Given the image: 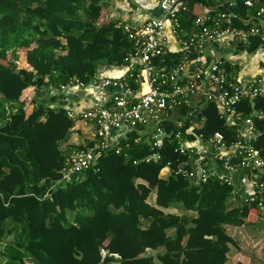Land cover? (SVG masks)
I'll return each instance as SVG.
<instances>
[{"label":"trees","instance_id":"obj_1","mask_svg":"<svg viewBox=\"0 0 264 264\" xmlns=\"http://www.w3.org/2000/svg\"><path fill=\"white\" fill-rule=\"evenodd\" d=\"M183 1L192 11L181 15L186 29L214 4ZM104 13L103 0H0V244L13 243L1 251L2 264H226L235 245L226 227L254 225L261 212L255 203H231L233 186L217 177L197 181L184 174L192 155L180 153L175 138L180 130L189 140L219 132L227 146L237 141V125L214 102H203L193 115L181 108L187 118L180 128L173 120L159 123L166 133L160 146H153L151 133L131 130L118 152L99 153L93 167L59 183L67 154L61 147L80 120L67 114L79 113L74 107L53 106L59 98L49 88L88 83L101 67L124 65L132 49ZM235 25L241 27L238 20ZM261 44L251 38L237 49L253 54ZM183 53L154 60L171 66ZM236 110L252 115V145L264 159V118L254 114L264 113V99H243ZM192 116L202 124L190 133ZM164 167L166 177L160 176ZM169 207L180 213H165Z\"/></svg>","mask_w":264,"mask_h":264},{"label":"built area","instance_id":"obj_2","mask_svg":"<svg viewBox=\"0 0 264 264\" xmlns=\"http://www.w3.org/2000/svg\"><path fill=\"white\" fill-rule=\"evenodd\" d=\"M213 2L193 19L190 29L184 28L181 22V15L190 11L183 0H160L161 15L152 16L143 23L118 22L116 27L121 28L132 43V49L124 58L126 75L119 79L95 75L88 83L71 80L67 85L49 88L56 94L70 86L91 89L92 92L113 88L111 94L96 100L83 111L76 113L73 109L67 112L71 118L87 124L95 142L91 147L66 155L59 183L93 167L99 153L112 148L118 152L119 142L131 130H137L141 135L151 133L153 146H160L166 133L159 123L173 120L180 128L187 118L181 108H189L188 114L193 115L203 102H214L227 123L237 125L240 138L227 146L219 132L206 140L201 135L189 140L177 130L175 138L180 153L193 156L198 147L206 148L221 162L223 169L218 172L209 167L202 156L195 168L182 172L197 181L217 177L233 186L234 191L232 173L242 171L247 182L242 202L255 203L264 214V159L260 150L252 145L257 130L252 115L244 117L236 110V105L243 99H264V76L258 74L242 83L236 65L226 59L227 50L236 52L238 44H248L251 38L260 39L262 44L256 54L264 56V2ZM237 20L241 27L235 25ZM170 39L175 42L178 52L192 51L195 56L190 58L183 53L174 65L159 66L154 59L168 53ZM127 75L134 78L137 87L130 86ZM254 114L264 118L261 111ZM174 115L179 118L174 119ZM201 124L202 119L199 121L192 116L187 131L191 133L199 129ZM233 159L237 160L235 164H232Z\"/></svg>","mask_w":264,"mask_h":264},{"label":"crops","instance_id":"obj_3","mask_svg":"<svg viewBox=\"0 0 264 264\" xmlns=\"http://www.w3.org/2000/svg\"><path fill=\"white\" fill-rule=\"evenodd\" d=\"M159 1L160 0H103V3L105 5V13L102 19L105 21L113 20L116 22L143 23L152 16L161 15V11L158 6ZM167 47L169 51L178 53L176 44L172 39L168 41ZM234 52L235 51L227 50L226 59L230 63L232 62V64L236 65L237 76L239 77L242 83L247 82L251 77L258 74L264 76V56H260V54L256 53L248 54L246 52H243L241 55H239V53L241 52L239 50H237L235 53ZM230 57H236L237 59H233L232 61H230ZM239 57L245 58L246 60L248 59V64L241 63L239 61ZM254 68H257L259 71L251 73V70ZM126 73L127 72L125 65L112 67L103 66L98 70L96 75L99 78L119 79L126 75ZM112 92L113 88H105V92H92L91 89H81L75 86H70L65 91L60 92V94H57V97L59 99L56 100L53 106L64 104L68 107L72 106L75 108L76 111L81 112L87 107H89L90 104L94 103L96 100L104 99ZM48 94H52L55 96L56 93L52 92L51 90H48ZM86 127L87 124L84 121L80 120L79 122H77L75 124V132L62 145L61 149H63L64 151H66L67 154H69V152L79 150L80 146H86L87 143L92 139V135ZM208 151L209 150H206V148L202 149V147H198V149L195 151L196 153H194L191 160H189L191 168H195L198 161L201 159L202 156H204V158H206L205 161L208 162L209 167L214 168L218 172H223V169L221 168V162L217 158L215 159V156L211 155L212 153ZM169 173V168L164 167L160 171V176L166 177ZM243 175L244 174L242 171L232 173V180L235 185V190L233 191V196L230 199L231 203L241 204L240 201H242L243 194H245L244 185L247 184V182L243 178ZM153 200L154 194H152L149 198L150 203H153ZM163 211L165 213H180L174 207L165 208L163 209ZM245 226L248 225L244 224L242 226L236 227L227 226L226 228L228 232L231 228L237 231L240 229L242 230ZM228 233L231 235L233 241L235 242V245L232 248L233 251L230 255V257L233 258L231 264H250L253 260V255L251 254L252 251L247 250V246L246 248L242 247V243L239 242L240 237L246 236L247 234L237 236V234L232 235L230 232ZM248 238L250 239V237ZM263 243L264 237L262 239L261 246L259 247V249H262Z\"/></svg>","mask_w":264,"mask_h":264},{"label":"rangeland","instance_id":"obj_4","mask_svg":"<svg viewBox=\"0 0 264 264\" xmlns=\"http://www.w3.org/2000/svg\"><path fill=\"white\" fill-rule=\"evenodd\" d=\"M243 52H240L239 55H241ZM233 59H237L236 57H230L229 60L232 61ZM239 61L241 63L244 64H248L249 60L245 59V58H240L239 57ZM232 63V62H231ZM18 64L20 66H25L23 60H19ZM250 66V65H247ZM259 71L257 68L252 69L251 73L257 72ZM26 94L21 95V98H24ZM31 110V104L29 103L27 106V112H30ZM87 128V127H86ZM79 138V137H78ZM70 153V152H69ZM164 172V171H163ZM263 213L261 212V215L259 216L258 222L254 225H248L243 227V229L241 230H234L233 228L229 229L228 232H230L232 235H236L237 236H242L244 234H247L246 236L240 237V241L242 243V247L246 248L247 246V250H251V254L253 255V260L252 262L254 264H264V252L262 251V249H259V247L261 246V242L262 239L264 237V219H261L262 217H264V215H262ZM262 222V223H260ZM250 237V239L248 238ZM247 240V241H246ZM9 243L13 244L12 241L10 239L4 240L1 244H0V253L1 251L4 252L6 250V246L9 245ZM233 249L231 250L230 254H228L227 256V261L226 264H231V262L233 261V258L230 257L231 253H232ZM248 252V251H247ZM4 257L0 256V264L3 263Z\"/></svg>","mask_w":264,"mask_h":264}]
</instances>
